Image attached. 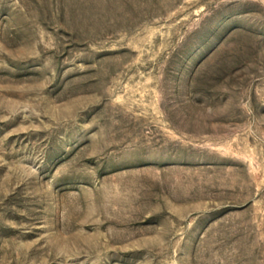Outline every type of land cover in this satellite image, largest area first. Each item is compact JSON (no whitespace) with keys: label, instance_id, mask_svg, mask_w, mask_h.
Listing matches in <instances>:
<instances>
[{"label":"rangeland","instance_id":"rangeland-1","mask_svg":"<svg viewBox=\"0 0 264 264\" xmlns=\"http://www.w3.org/2000/svg\"><path fill=\"white\" fill-rule=\"evenodd\" d=\"M0 264H264V0H0Z\"/></svg>","mask_w":264,"mask_h":264}]
</instances>
